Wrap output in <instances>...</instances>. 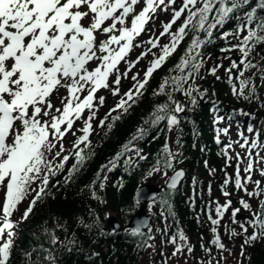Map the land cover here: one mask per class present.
Wrapping results in <instances>:
<instances>
[{
    "label": "snow or ice",
    "instance_id": "1",
    "mask_svg": "<svg viewBox=\"0 0 264 264\" xmlns=\"http://www.w3.org/2000/svg\"><path fill=\"white\" fill-rule=\"evenodd\" d=\"M163 13L170 15L164 18ZM158 19L162 23L156 26ZM230 22L234 27L225 28ZM145 31L149 33L147 41L139 39ZM189 32L193 35L183 55L156 89V94H165L167 99L154 106L135 135L122 146V151L101 170L105 167L108 171L115 169L121 156H126L128 167L138 164L130 154L132 149H135L136 157L147 159V154L133 141L138 137L142 139L152 126L166 122L169 131L181 127L185 118L183 113L189 105L177 99L175 93L182 92L193 107L202 98L210 99L208 89L196 81L202 78V69L203 76L211 73L217 79L222 78L219 69L224 67L225 57L205 68L202 51L206 42L216 38V32L227 42L221 51L230 58L226 72L233 94L264 106V63L261 62L264 56L261 60L249 58L257 45L264 43V0H0V264H14L20 223L34 214L39 202L52 194L54 185H61L62 181L57 177L67 169L63 183H69L93 154L90 138L95 131L93 124L103 128L107 122V128L111 129L122 113L140 101L153 73L177 51ZM201 32L206 35L201 36ZM165 36L167 42L163 43L161 37ZM138 46L143 50L135 59L129 58V52ZM233 49L240 51L239 60L232 56ZM149 55L152 58L143 75L139 71L132 74L131 86L122 92V77L129 76L130 70ZM208 57L211 58V53ZM121 61L126 64L122 66ZM234 68L237 71L234 72ZM253 69L252 75L246 77L245 73ZM100 90L118 97V102L97 120L101 105L106 103ZM213 110L216 111L215 106ZM237 115L246 116L251 122L245 132L237 119L239 139L223 146L225 179L220 187L225 197H230L227 186L233 182V174L227 168L235 160V187L248 197L258 198L259 211L253 208L249 199L240 196L239 204L252 211L251 216L241 219L238 216L241 209L233 206L231 198L223 202L219 197L214 202L210 199L207 217L214 233L211 244L217 251L213 253V248L201 240L206 255L199 258L198 264H228L223 253L234 255L221 230L226 213L231 223L239 222L244 244L257 238L264 239V126L258 128L255 112L243 107L233 109L229 119ZM77 119L82 124L74 127ZM223 120L224 115L217 116V143L221 142L220 133L227 134L232 127L229 123L220 128L219 121ZM68 133L76 136L71 149L65 145ZM180 143L178 135L177 144ZM235 144L245 151H235L233 156L230 149H234ZM182 156L180 147L173 149L165 145L164 153L159 155L148 175L162 172L167 176V170L173 169L166 189H176L178 181L185 175V169L175 167ZM69 157L75 159L70 168L67 167ZM209 171L215 173L216 169L209 168ZM100 180V186L106 187L108 176L104 175ZM117 183L123 187L120 181ZM249 184L254 187L249 188ZM85 187L104 201L95 182ZM171 197L172 192L165 191L158 198L164 214V226L158 231L165 244L174 245L173 256L182 255L185 249L192 253L195 245L182 228L166 231L168 214L175 220ZM156 203L157 199H152L149 206ZM191 205L195 210L194 198ZM202 212L204 208L196 213L198 219ZM145 226L141 221L128 231L140 238V247L152 248L156 233H145ZM249 226L252 228L250 234ZM223 229L228 230L227 223ZM46 231H50L51 245L59 247L64 243L54 230ZM231 234H238L235 227L231 228ZM74 242L68 241L69 244ZM244 244L240 248L241 257L244 256ZM40 248L43 251L42 245ZM161 252L164 253L163 264H172L163 248ZM21 253L28 264H41L39 257L36 261L31 260V252L21 250ZM184 259L187 261L188 257ZM46 260L48 264H58L51 248L47 250ZM235 264H243V260H236Z\"/></svg>",
    "mask_w": 264,
    "mask_h": 264
},
{
    "label": "trees",
    "instance_id": "2",
    "mask_svg": "<svg viewBox=\"0 0 264 264\" xmlns=\"http://www.w3.org/2000/svg\"><path fill=\"white\" fill-rule=\"evenodd\" d=\"M230 27H234L232 22L225 25V28ZM192 35L193 33L189 32L177 51L153 73V77L147 85V91L141 96L140 101L132 105L126 113H122V116L115 121L111 129L107 128L106 123L92 139L93 154L78 171L75 178L67 184L63 183V175L66 174L67 170L65 169L57 177L61 179V185H54L51 189L52 194L46 200L39 202L34 209V214L20 223L21 230L17 234L14 264H28V260L22 255L21 250L31 252L32 261H36L39 257L41 264H48L46 254L49 248L57 257L58 264H139V260L146 250V247L139 246L140 238L133 236L128 231L115 232L111 230L105 224L106 217L108 213L114 211L121 216L124 223L127 222L137 207L134 196L136 188L146 181L147 176H149L148 173L155 166L159 155L164 153L165 145H169V143L173 149L180 147L183 152V156L175 167L184 166L188 172L178 189L174 191L162 190L160 194L162 196L165 191L172 192L171 203L175 212V220L171 214H168L172 224L171 232H175L177 228L184 230L191 243L195 245L193 249V262L195 264H198L201 256L206 255L201 246V240L213 248V253L217 251L215 246L211 244L214 233L211 231L212 224L207 217V202L210 199L214 202L216 193L221 197L224 195L220 186L225 179L226 156L221 153L223 152V144L233 142L234 138L238 136V128L234 123L239 119L246 131L249 122H251L246 116L237 115L231 120L227 116H232L233 109L243 107L247 111L255 112V123L258 128L264 126V106L256 101L246 100L232 92V83L226 72L230 58L226 52L221 51L227 42L219 36V32L215 33V39L204 44L202 51L205 68L210 67L213 63H218L221 57H225L224 67L219 69L222 78L217 79L211 73L203 76L202 69V78L196 81L202 88L208 89L210 99L202 98L198 105L193 107L189 103V98L184 96L182 92L175 93L177 99L189 105L183 113L185 118L181 121V127L176 128L175 136L169 140L170 131L165 127L166 122L152 126L149 128L148 134L140 141L144 152L147 154V159L137 157L138 164H132L131 169L125 164L126 156H121L122 163L120 162L114 170L108 171L109 176L106 167L101 170L102 166H106L108 162L113 160L117 152L122 151V146L131 140L154 106L167 99L165 94H156V89L163 77L170 73L173 65L183 55ZM204 35L206 33L201 32V36ZM209 53H211V58L208 57ZM232 56L239 60L241 53L238 49H233ZM262 56H264V43L258 44L249 58L261 60ZM261 62L264 63V61ZM233 71L237 70L234 68ZM253 71L255 69L246 72L245 76H251ZM256 80L259 84V75H257ZM213 100L219 103V114L226 117L220 123L222 128L227 127L229 123L232 125L227 134L221 132L223 137L221 144L215 141L217 134L216 126L213 123L215 115L211 110ZM178 135L180 144H177ZM85 151L87 152L88 149L86 148ZM205 161L208 162L207 165ZM73 163L74 159H71L67 163V167L69 168ZM122 166L125 167L122 168ZM209 168H215V173H211ZM172 170L168 169L167 172ZM121 173L126 178L123 187L118 183L112 185ZM106 174L108 176L107 185L102 188L100 177ZM232 174L233 182L227 186L230 193L229 198L232 199L236 207H240L241 212L247 211L239 204L238 198L243 191L236 189L235 174ZM93 182L96 184L97 191L104 197V201L97 199L92 195L90 188L85 187V185ZM209 183H211V192H209ZM248 187L251 188L250 185ZM158 198L153 208V214L156 219L162 220L164 214L161 213ZM193 198L196 201L195 210L191 205ZM201 208H204V212L198 219L196 213L200 212ZM254 209L259 211V205L256 204ZM213 214L215 215L214 208ZM46 229L54 230L64 243L59 247L51 245L50 231H46ZM228 229L230 230L221 229L225 235L232 239L227 244L228 247L237 244L240 249L241 245L244 244V233L238 231L237 235H232L231 227L229 226ZM157 239L155 248L159 257L163 259L164 253L161 252V249L169 248L170 243H164L160 232ZM72 240L75 242L69 244L68 241ZM41 245L43 251L40 248ZM244 249V256L241 257L237 254L236 260L242 259L243 264H264V239L257 238L254 242L244 244ZM223 255L227 256L228 253H223ZM158 264H161V261Z\"/></svg>",
    "mask_w": 264,
    "mask_h": 264
},
{
    "label": "rangeland",
    "instance_id": "3",
    "mask_svg": "<svg viewBox=\"0 0 264 264\" xmlns=\"http://www.w3.org/2000/svg\"><path fill=\"white\" fill-rule=\"evenodd\" d=\"M152 51L154 52V50H152ZM136 56H137V54H136ZM147 60H148V58H147ZM147 60L141 59V61L130 70L129 76L122 77V79H121V91L122 92L125 91L129 86H131L132 81L130 79V76L132 74H134L135 72L139 71L141 73V75H143L144 65L147 62ZM124 64H126V62ZM121 70L123 71V67L121 68ZM63 93H64V90L62 89L61 90V94H63ZM100 94L105 95L106 103L103 104V105H101L100 110H99V113H98L99 116L106 113L107 108L109 107V104H110L108 101L111 100V99H113V97H115L111 93L107 92L106 90H102L100 92ZM262 95H264V94H262ZM117 100H118V98L115 99V100H113V101H111V104L114 105V102H116ZM85 111H87V110H85ZM96 119L98 120L99 117H97ZM81 124H82V121H80L79 119H77L76 122H75V124H74V127H79ZM94 128H95V131L93 132V134H97L99 132V130L101 129L100 127L97 126L96 123H94ZM69 134H71V133H69ZM137 146L140 149H142V145L140 143H138ZM235 151H240V152L243 153L245 150L242 149V148H240L239 147V144H235L234 149H232L233 156H235ZM235 163H236V161H233L232 162V165H230L227 168L228 169L227 171H229V173H234L235 174ZM241 168L243 169V165H241ZM170 173L171 172H168V174H170ZM254 176H258V174H254ZM166 177L167 176H165L164 174H162V172H153L147 178H149L148 179L149 183H152V184L155 183V184H158V185H162L164 183ZM249 185H250L251 188L254 187V185H252V184H249ZM239 196H245L246 199H249L250 200V203L253 205V208H254V206H256V204L259 205L258 204L259 203V199L258 198L248 197L244 192L240 193ZM216 197H219L222 202L225 201L227 198H229V197H225V195H223L221 197L218 193L215 194V198ZM154 206H155V204H153V205L150 206V211L151 212L153 211ZM233 206H235L234 203H233ZM109 214H113L115 216L116 215L118 216V213H116L114 211L111 212V213H108V215ZM251 215H252V211L249 210V209H247V211H242V212H240L238 214V216L241 219H243L245 217H249ZM229 221H230V219H229V216H228V213H227L226 216H225V219L223 221V224H225L227 222L229 223ZM168 222H169V228L166 231H168L169 229H171V225H172L171 224V220L169 218H168ZM230 223H231V221H230ZM231 224H233V223H231ZM163 226H164V219H163V224L161 222H157V227H156V230H155L154 233L157 234L158 233V229L163 228ZM250 228H251V226H249V229ZM224 241L225 242H228L229 241L226 236H224ZM229 249L231 250V252L234 255H230L229 256V254H228L226 256L227 257V260H228V264H234L235 263V260H236V257L238 255L240 256V254H239L240 253V249H239V246L237 244H235L233 246H229ZM185 256L188 257L187 261H185V259H184ZM233 257H235V258L233 259ZM168 258L172 262V264H195L193 262L194 251L192 253H188L186 251V249H185V251H184V253L182 255H178V256H173L172 255V251H171L168 254ZM158 261H159V257L157 255L156 249L154 247H152V248H149L148 247L145 255L140 258L139 264H157ZM222 264H223V262H222Z\"/></svg>",
    "mask_w": 264,
    "mask_h": 264
},
{
    "label": "water",
    "instance_id": "4",
    "mask_svg": "<svg viewBox=\"0 0 264 264\" xmlns=\"http://www.w3.org/2000/svg\"><path fill=\"white\" fill-rule=\"evenodd\" d=\"M171 175L166 179L164 183L165 187H166V182L169 180ZM185 175H186V170H185ZM185 175L180 178L177 187L180 185ZM158 194H159V189L157 187L151 185H143L140 188H138V190L136 191V198H139V200L142 201H147L149 199L156 197ZM108 220L111 226L117 229L121 228V223L116 216H110ZM141 221L145 222L146 225L144 231L149 228V226H147L148 224H150L151 226L152 217L147 213L146 208L144 206H142L141 209L131 218V220L128 223V226L133 227L141 223Z\"/></svg>",
    "mask_w": 264,
    "mask_h": 264
}]
</instances>
